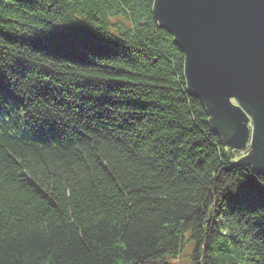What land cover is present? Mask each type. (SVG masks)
Returning <instances> with one entry per match:
<instances>
[{
  "label": "trees",
  "instance_id": "16d2710c",
  "mask_svg": "<svg viewBox=\"0 0 264 264\" xmlns=\"http://www.w3.org/2000/svg\"><path fill=\"white\" fill-rule=\"evenodd\" d=\"M155 1L0 0V264H264V175Z\"/></svg>",
  "mask_w": 264,
  "mask_h": 264
},
{
  "label": "water",
  "instance_id": "95a60500",
  "mask_svg": "<svg viewBox=\"0 0 264 264\" xmlns=\"http://www.w3.org/2000/svg\"><path fill=\"white\" fill-rule=\"evenodd\" d=\"M154 13L225 144L242 151L251 140L235 164L264 175V0H156Z\"/></svg>",
  "mask_w": 264,
  "mask_h": 264
},
{
  "label": "rangeland",
  "instance_id": "374dc122",
  "mask_svg": "<svg viewBox=\"0 0 264 264\" xmlns=\"http://www.w3.org/2000/svg\"><path fill=\"white\" fill-rule=\"evenodd\" d=\"M211 119H212V117H211ZM219 132V131H218ZM249 143V146H247V148L246 149H243L242 151L241 150H235V149H232L229 145H227V144H225L226 145V147L228 148V149H232V150H235V152L237 153L236 154V162L235 163H237V162H239V161H241L242 159H244V157L245 156H247L250 152H251V142L249 141L248 142ZM251 144V145H250ZM241 166H244V165H241ZM252 167V166H251ZM253 169V168H252ZM184 258H186L185 256H184Z\"/></svg>",
  "mask_w": 264,
  "mask_h": 264
},
{
  "label": "bare ground",
  "instance_id": "6f19581e",
  "mask_svg": "<svg viewBox=\"0 0 264 264\" xmlns=\"http://www.w3.org/2000/svg\"><path fill=\"white\" fill-rule=\"evenodd\" d=\"M250 142H251V140H250Z\"/></svg>",
  "mask_w": 264,
  "mask_h": 264
}]
</instances>
